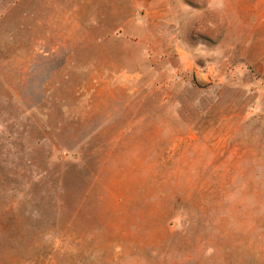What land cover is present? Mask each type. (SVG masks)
<instances>
[{
    "label": "rangeland",
    "instance_id": "374dc122",
    "mask_svg": "<svg viewBox=\"0 0 264 264\" xmlns=\"http://www.w3.org/2000/svg\"><path fill=\"white\" fill-rule=\"evenodd\" d=\"M0 264H264V0H0Z\"/></svg>",
    "mask_w": 264,
    "mask_h": 264
}]
</instances>
